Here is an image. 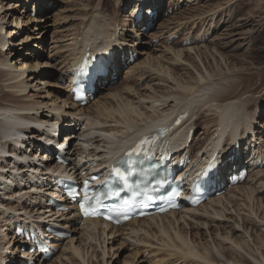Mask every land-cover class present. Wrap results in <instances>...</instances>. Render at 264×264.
Returning <instances> with one entry per match:
<instances>
[{
  "label": "bare ground",
  "instance_id": "obj_1",
  "mask_svg": "<svg viewBox=\"0 0 264 264\" xmlns=\"http://www.w3.org/2000/svg\"><path fill=\"white\" fill-rule=\"evenodd\" d=\"M14 1L15 0H0V96L3 97V102L0 103V138L2 134H11L14 127L19 124L20 132L24 134L25 137H37V140H41L43 137H47V135L51 134L50 139L58 141V138L53 135H58L61 125L65 121L63 108L71 103L73 104L72 107H75V110H77V105L71 102L69 94L68 100L65 98L66 101H63L61 105L56 103L59 99H55L56 101L50 104L51 101L48 102L44 100L25 101V99H23L24 96H20V93L25 92L33 85L22 79L23 75L26 73L27 62L18 65V61L9 59L4 53L5 50L16 45L14 41L10 39L12 35L15 34V31L11 29L9 31V37L6 36L7 31L4 32L6 28L4 20L7 18V15L5 11H3L4 6L8 5L9 8L12 6L14 7L16 5ZM23 1L28 2L30 0ZM82 1L84 2L81 3L80 6L84 5V7H88L91 6L92 2L95 0ZM101 1L102 0H100L97 5L95 4L94 7L92 6V11V8L82 11L80 15L83 20V32L80 35L81 40L78 39L79 41L77 42V46L75 45V48L73 46L71 50L72 53L67 57H70L67 60V64L70 60L76 58L79 53H83L84 48L87 46L102 50L111 48L113 46V37H117L118 34L121 33L118 32L120 24L118 23L119 15H117V7L120 9L123 6L128 7L134 0H103L104 2H109L108 8L103 6ZM187 1L188 3L193 2V0ZM41 4L42 3H39V5ZM111 10H113V13L110 12ZM222 10L227 13L229 11V18L227 22H225L226 19L224 21L226 27L221 33L214 28V34L220 33L218 35L222 40V43H220L222 46L213 43L214 46L211 49L209 46L205 45L203 48L205 49L204 51L207 52L197 51L200 50L198 48H189L190 50L187 51H176L171 49L170 52L173 57L168 58L166 56H161L156 60L152 58V56L150 57V53L146 52L145 60L140 59L138 62H134L135 65L126 73V75L128 74L130 76L129 79H132L135 75L134 71H136L139 64L140 66L145 65L144 67L147 69L150 68L151 70H143L140 76V80H146V84H144V86L142 85V88L138 87L139 85L134 86V84L129 83L125 87V92H122V90L113 91V93L109 94L111 95L110 99L103 101L97 100V103H94L95 109H93V111L90 105L84 108L78 107V109L80 108L78 112L72 110L67 111L66 115L71 117V122L65 121L64 123L69 127L68 130L72 132L69 134L67 133L64 137L69 141V145H71V150L73 151L72 157L82 154V160L85 158L91 161H105V159L110 157L127 142L129 136L138 131L141 132L143 127L162 118L167 119L174 113H181L185 110L190 112L187 124L191 125V127L196 125V127H198L199 119H195V116L199 113L200 109L202 110L205 107L206 111H214V114L218 116L217 119L215 118V129L212 131V134L215 135L217 133V136L210 139V141L213 142L212 146L216 145L218 139H224V143L230 145L238 140L243 141L247 134H254L255 127L253 123L255 122L253 121L256 120L258 116L256 109L260 108V104L264 103V100L261 98L262 95L259 96L260 99L256 96L258 93H264V90L260 92L264 80V70H258V65L255 67L254 59L250 58L248 50H246L248 54L244 53L242 56L244 62L248 63L246 67L238 68V66L233 63V60L237 56L236 49L242 46L245 36H253L252 34L255 30L253 22L255 20H253V17L247 22L238 25L236 24L237 22L234 23L235 16L231 13V10ZM220 12L221 9H218L217 13ZM3 13L5 15H3ZM215 13L216 12L212 15V21L215 18ZM126 16L127 18L124 20L125 26H127L131 20V18L128 17L130 15ZM259 17L260 20H264V10L260 12ZM39 20L42 22L44 19L39 18ZM214 21L217 24L220 22L217 20ZM7 23L16 24L17 22L13 20ZM22 23L19 22L17 24L21 25ZM213 25L214 23L210 24V30ZM151 33L154 34L153 31ZM236 36H240V38ZM240 39L243 40L242 43H238ZM236 43L239 45L237 46ZM138 50L141 54L145 53L140 48H138ZM191 51H196L198 54L196 60L191 56ZM11 55H13V51ZM210 58L213 62L209 60ZM220 60L227 66L226 70L219 66ZM115 63L118 64L116 60ZM170 63L175 64L170 65ZM201 63L205 64L204 68L200 66ZM67 64L62 71L66 70ZM46 65H49V62L43 65L42 63H37L36 65H32L33 67L31 68L39 70L40 67ZM213 67L218 68L213 70ZM203 70H205L206 73ZM44 75L45 78L46 76L48 79L52 78L49 71L47 73L45 72ZM255 76L258 78L260 77L259 81H254ZM2 82L3 84H1ZM1 86L9 90H5ZM198 87L202 89L197 92L196 88ZM193 95H200L201 97L198 99L195 97L189 100V97ZM244 96L246 97L244 98ZM20 97L21 99H19ZM252 102L256 103L257 107L250 106ZM197 105L200 106L197 107ZM183 106H185L184 109H182ZM253 107L256 108L254 109ZM45 108H48L50 112L48 113V111H45ZM196 108L198 110L197 113ZM125 118L131 120L140 119V124L125 123ZM75 121L77 124L73 125ZM111 122L115 124L109 125ZM29 123L33 125H29ZM79 123L83 124V126L78 127L80 125ZM228 129H230V131L224 135ZM205 131H210V128L207 127ZM201 141H205V139H201ZM254 141L255 140L252 138L249 140V143L252 145ZM62 143L60 142V144ZM91 144L95 147H92ZM3 145H6V143L4 144V142L0 140V147ZM260 147L262 148L264 156V147ZM200 148L199 151L202 150V146ZM191 150L192 147L190 148V151ZM12 152L18 153V150L12 148ZM3 154L4 153L0 149V190L3 191L4 189L2 193L3 196L0 197V243L2 247L5 248L7 247L5 245L8 243L18 242L9 234L11 229L8 230V227H6L8 223H11L10 218L14 216L16 211H19V215L14 216L17 217V219L24 220L23 213H26L31 214L30 217L37 223L43 220V214H45V211L42 210L41 214L35 211V214L32 215L36 206L40 207L37 208L38 211L42 208L41 201L38 200H42V196H33L32 194H39L38 191L30 189V186L28 187L30 183L28 180V175L31 173L30 171L40 170V175L37 178H44L47 180L49 178L47 170L49 168L58 167V164L56 162L51 163L49 161L51 158L47 159V161H43V158L40 157L37 152L35 154L32 153L31 156H33L34 159L40 157L39 162H33L28 167L26 161L13 160V162L12 160H8ZM40 155L42 154L40 153ZM23 158L25 159V156H23ZM41 166L42 168H40ZM8 169L15 171L17 175L14 176L12 173L13 171L10 174L2 173ZM73 173H76L75 169ZM254 182L255 184H253ZM20 183H22L24 187H20L22 185ZM246 183L249 184V186L245 187V189L241 186L233 188L234 190H243L242 192L245 193L246 199L250 201L249 203H247V200L245 202L243 201V203H245L242 205L243 208L241 207L238 211L233 210V212L239 216L240 212L247 211V214L241 217L242 223L239 220V222L235 221L232 224H225L226 222L220 221L226 219L227 222H229L234 214L229 212L232 210L228 206L232 203H238L237 197H234V195H230L229 198L225 195L197 209H190L178 213L174 212L161 217H150L137 220L132 222L130 224L131 226L128 227H110L109 225L100 224L99 220L85 221L83 222L84 226L87 225V228H91L92 230L98 229L100 231L99 238L93 237L92 234L90 235L91 238H95L98 241V247L103 245V258L99 262H94V260L90 262L85 259L84 254L86 248L80 249L77 246L74 248L75 252L81 257L83 264H104L106 254L108 253L106 251V237H104L107 230L110 231L108 234L111 236L121 235L125 230H129L128 237L138 233L152 236L153 232L166 236L159 238L162 245H164L165 248L167 247V250L170 249L169 255H173V258L176 256L180 259H184L185 264H264V216H261L262 214L264 215V200L262 197L255 196L256 194H261L259 188L262 186L264 187V168L251 175L248 180H246ZM16 185V189H13ZM233 189L226 194L229 195L232 193ZM31 199H34V201H31ZM44 199L45 197L43 196V200ZM32 203H35L36 206L32 207ZM208 207H212V210H209ZM232 207L234 208V205ZM244 207L248 209L246 210ZM227 210L229 213H226ZM259 210H262L261 214H258ZM187 215L193 217V221L188 222V220H185L184 218ZM73 216L74 212L59 215L58 217L55 216L54 219L58 222H62L66 226H71L74 222ZM182 219L185 221V223H183L184 226L186 225L187 227L189 225L191 230L206 228L207 232L205 237L207 236L211 239H202V234L199 235L198 230L196 234L190 235L191 238H189V229L185 231L182 226L175 227L176 224L181 223ZM216 221L219 222L218 226L212 224ZM148 222H153L155 225H150ZM147 223L149 224L148 227L145 226ZM210 229H212V231H210ZM238 232L241 233L236 235ZM3 234H5V236L7 235V238L10 239H5ZM10 248L13 252L16 250V248L14 249L11 246ZM92 249L94 254L96 250L94 248ZM164 258H166V256ZM7 259H5V261H7ZM11 259L8 263L12 261ZM156 263L159 264V262ZM125 264H128V262H125Z\"/></svg>",
  "mask_w": 264,
  "mask_h": 264
},
{
  "label": "rangeland",
  "instance_id": "obj_2",
  "mask_svg": "<svg viewBox=\"0 0 264 264\" xmlns=\"http://www.w3.org/2000/svg\"><path fill=\"white\" fill-rule=\"evenodd\" d=\"M37 1H39V3H42V4L38 6L39 7V13L37 16H39V17L36 16L34 18L33 16L30 15L31 9H30V11L28 9H29V6L33 4L32 2H34L36 4ZM37 1L30 0L28 2H24L23 0L22 1L21 0H15L14 3L16 5L14 7L12 6L9 8L8 5L4 6L3 11H5V14L7 15V18L4 20L5 27H6L4 29V32L7 31L6 36L9 37V31L11 29L14 30L15 34H13L10 39L13 40L14 43L16 44L15 46H11L8 50H5L4 53L6 54V57H8L9 59L14 60V61H18V63H17L18 65L19 64L22 65L23 62L24 63L27 62L26 73L23 75L22 79L26 80L28 83H30L33 86L29 87L25 92L20 93L21 94L20 96H24L23 99H25V101H28V100H44V101H48V102L51 101L50 102V104H51L52 102L56 101L55 99H59L58 101H56V103L58 105H61V104H63V101H66V99L68 100V94H67L68 89L66 90V87L63 84H60V81L57 80V77H58V75H60L59 79L61 78L62 73L60 74V72H62V69L65 68V65L68 62L67 60L70 58V57L69 58H67V57L72 53L71 50L73 49V46L75 48L77 46V42L79 40H81L80 35L83 32V29H82L83 28V25H82L83 20H82V17L80 15L82 14V11L84 9L89 10L90 8H92V6L94 7L95 4L97 5L100 0H95L94 2H92L91 6H88V7H84V5L80 6V4L84 2L82 0H80L81 2L78 0H37ZM168 1L169 0H166V3H168ZM176 1L177 0H175V2ZM183 1H186V0H178V2H183ZM86 3H87V1H86ZM101 4L103 6H106L107 8L109 7L108 1L104 2L102 0ZM117 6H119V5H117ZM131 6H132V4L130 6H128L127 8H130ZM117 8H118L117 9V15H119L118 23L120 24V26L118 27V32H121L120 34H118V36L122 35V38H124L125 40L131 39L133 37L129 31L130 29L128 28V24H127V26H125V24H124V20L127 18L126 15L129 14V9H126L123 11L122 8L121 9L119 7H117ZM218 9H221L220 13H217ZM222 9L231 10V13L235 16L234 23L237 22L236 24H238V25L243 24V23L247 22L248 20H250L254 17L253 20H255V21L253 22V25L255 26V30H254V33L252 34L253 36H250V37H249V35H247V37L245 36V40H244V43L242 44V46L240 48L236 49L237 50L236 51L237 56H236V58H234L233 63H235V65H237L238 68L246 67L248 63L244 62V60H243L244 58L242 56L244 53H246V54L250 53V58L254 59L253 61L255 62V67L258 65L259 66L258 70H264V20H260V17H259L260 12L262 10H264V0H193V2L190 5H188V6L185 5V7L180 9L179 12L178 11H177V13L174 12L170 18L162 19L159 22V24L157 25V27H155V32L158 30H161L159 32H162L165 29H167L168 31H174L180 27L186 28L187 25L188 26L195 25V27L198 29H203V28L205 29L206 28L205 31H207V32H212V31H214V28H216L221 33L226 27L225 23H224L225 19H226L225 22H227V20L229 18V11L227 13V12L223 11ZM92 10H93V8L91 9V11ZM121 10H122V12H121ZM110 12L113 13V10H111ZM214 12H216L214 15V17H215L214 20L216 19L217 21H220V22L218 24L214 23V25L211 26V30H210L211 22L212 23L215 22L214 20L212 21V18H213L212 15ZM5 14L3 13V15H5ZM39 18H43L44 20L42 22H40ZM241 19H243V20H241ZM13 20H16L17 23H19V22H21V23L23 22V23L21 25H18L17 23H16L17 25L14 23H7V22H12ZM223 23H224V25H223ZM155 32H154V34H155ZM219 32L217 34L213 33L214 36L213 37L211 36L210 40L205 42V44H199L198 46H194V47L193 46H187L186 49H181L180 46H178V43H177L178 47L175 46V42L173 45H171V46L169 45V47H168V45H165V44H159V45L150 44V46H149L148 41H150V38H149V36H147L145 38L147 41L142 42L141 43L142 46H139V48L145 52V53H142L141 60H145L146 54H147L146 52L150 53V57L152 56V58H154L155 60L161 56H166L168 58L173 57L171 55V52H170L171 49L176 50V51L177 50L187 51V50H190L189 48H198L200 50H197V51L207 52V51H204L205 49L203 48L205 45L209 46L211 49L214 46V44L222 46L220 44V43H222V40L220 39V37L218 35V34H220ZM154 34L151 33V35H154ZM236 37L240 38V36H236ZM242 42H243V40H241V39L238 41V43H242ZM238 43H236L237 46L239 45ZM79 45H81V44H79ZM247 48H249V49H247ZM246 50H248V53ZM12 51H13V55H11ZM191 56L194 57L196 60V57H198V54L196 53V51H191ZM209 60L212 61L211 58ZM47 62H49V65L40 67L39 70H35L34 68H31V67H33L32 65H36L37 63H42V65H43V64H47ZM198 62H200V61H198ZM171 64H175V63H170V65ZM179 64H180V62H179ZM134 65H135V63H134ZM144 66L145 65L140 66V64H139L136 71H134L136 73L135 75L138 79L135 77V75L132 77V79H129L130 76L127 74L126 77H127V79H129L128 82L122 81L121 83L118 84V86H115L113 89L108 91L107 94L100 95L97 98V100L103 101V100L110 99L111 95H109V94L113 93V91L122 90V92H125V87L129 83L134 84V86L139 85L138 87L142 88V85L144 86V84H146V80L145 79L140 80V76H141L143 70H151L150 68L147 69ZM200 66H202L204 68L205 64L201 63ZM219 66L224 68L225 70L227 69V66L223 63L222 60H220ZM217 68L218 67H213L212 69L216 70ZM48 71L52 75L51 79H48L47 76L45 78L44 74H45V72L47 73ZM203 71L206 73L205 70H203ZM127 72L128 71H126V73ZM263 73H264V71H263ZM29 78H31V79H29ZM259 78L257 76H255L254 81H256V80L259 81ZM1 84H3V82ZM1 87L3 89H5L4 86H1ZM261 88H260V92L262 90H264V80L262 82ZM201 89H202L201 87L196 88L197 92H198V90H201ZM5 90H9V89L6 88ZM258 94L256 95L257 98L260 95H262L261 98H262V100H264V93H262V94L258 93ZM195 97L198 99L201 96L200 95H193V96L189 97V100L190 99L192 100ZM245 97L246 96H244V98ZM19 99H21V97ZM258 99H260V97ZM97 100H95L90 105V107H92L91 108L92 111H93V109H95V104L97 103ZM1 102H3V97L0 96V103ZM68 102H70V101H68ZM68 102H67V104H68ZM72 105L73 104L69 103L68 105H66L63 108L64 109V112H63L64 115L63 116H65V119H64L65 121L71 122V117L66 115L67 111L72 110V111L78 112L80 110V108L78 109V106H77V110H75V107H72ZM185 106H183L182 109H184ZM199 106L200 105H197V107H199ZM250 106H256L257 107V104L252 102L250 104ZM256 107H253V108L255 109ZM44 110L48 111V108H45ZM196 110H197V108H196ZM49 112L50 111H48V113ZM197 112H198V110L196 111V113ZM256 112L258 113V116L256 117L257 119L253 121V122H255V123H253V125L255 127L254 133H256V136L260 137V140H262V137H264V103L260 104V108H257ZM213 114H214V111H208V110L206 111V107H205L202 110L200 109L199 113L197 114L198 116L197 115L195 116L196 117L195 119H199L198 127H196L197 125L194 126L195 131H196V133H195L196 138L194 137L195 138L194 143L196 144V142H197L196 147H200L202 145L204 146L206 142H208L210 139H212L216 135V134L215 135L212 134V131H214V128H215L214 124L216 123L215 120L217 119L218 116H216L215 114L213 115ZM195 119H194V121H195ZM124 121H125V123L140 124V119L131 120L129 118H125ZM207 121H208V123H207ZM64 122L61 125V129L59 130V131H63L61 133L62 137L65 136L68 132H72L71 130H68L69 127L66 126V124ZM114 124H115L114 122L109 123V125H114ZM205 124H211V125H205ZM64 127L67 129H64ZM207 127L210 128V131H208V132L205 131V129ZM201 139H205L206 142L201 141ZM80 141H83V140H80ZM263 141H264V139H263ZM260 142H258V144H260ZM202 143H204V144H202ZM91 146L95 147V146H93V144H91ZM207 146L208 145L206 144V147ZM260 146L264 147V144L263 145L261 144ZM116 149H118V148H116ZM102 150H104V149H102ZM105 150H106V148H105ZM13 175L16 176L17 173L14 171ZM246 180H248V179H246ZM253 184H255V182ZM244 185H246V186H244ZM240 186L243 187V189H245V187H248L249 184H247L245 181V184L240 185ZM237 187H239V186H237ZM259 189L261 190V194H256L255 196L262 197V199L264 200V198H263L264 197V187L262 186ZM233 191L229 195L228 194H225V195L228 198L230 195H234V197H237L238 203L237 204L236 203L229 204L230 206H228V207L232 210L229 212L233 213L234 215L232 216L230 213L232 218L230 219L229 222H227L226 219L220 220V221H223L224 223L226 222L225 224H228V223L232 224L238 220L241 222L242 221L241 217L245 216L247 214V211H243V212H240V216H239L235 212H233V210L238 211L239 209H241L242 205L245 204V203H243V201L245 202L247 200L246 196L244 195L245 193L242 192L243 190L240 191V189H237V190L233 189ZM3 192H4V189H3V191L0 190V193H1L0 197L3 196V194H2ZM249 202L250 201L247 200V203H249ZM41 204H43V203H41ZM233 205H234V208L232 207ZM37 208L32 213H35V211H36L37 213L41 214L42 210H44V209H41L38 211ZM208 209L212 210V207H208ZM245 209L247 210L248 208H245ZM261 211L262 210H259L258 214H261ZM229 212H228V210L226 211V213H229ZM201 213H202V211H201ZM201 213H199V214H201ZM261 216H264V215L262 214ZM184 219L188 220V222L193 221V217H191L190 215H187ZM184 219L181 220V223L176 224L175 227L182 226V228L184 227L185 231L187 229H189V238H191L190 235L196 234L197 230H198V234L199 235L202 234L201 235L202 239H204V240H206V239L210 240L211 239L210 237H207V236L205 237V234L207 232L206 228L205 229L202 228L201 230H199V229L191 230L189 225L187 227H186V225L184 226V224H183V223H185ZM231 220H232V222H231ZM148 223L150 225H155L153 222H148ZM148 223L145 225L146 227L149 226ZM8 224H10V223H8ZM212 224L218 226L219 222L216 221V222H213ZM6 227H7V225H6ZM199 231H201V232H199ZM210 231H212V229H210ZM99 232L100 231L98 229L92 230L91 228H87V225L78 229L77 232H75V236L73 238H71V240H69L66 244H64V246L62 247V251L58 254L57 258H55V260H53L54 262H52L50 264H78V263L83 264L81 257L75 252L74 248H76L77 246L80 249L86 248L85 254H84L86 261L89 260L91 262L92 260H94V262H99L103 258L102 257L103 256V253H102L103 245L99 246L100 247L99 248L98 243H97L98 241L95 238H91V235H90V234H92L93 237L99 238ZM109 232L110 231L107 230V233L104 236V237H106V251L108 252L106 254L104 264H125V262H128V264H157L156 262H159V264H161V263L162 264H181V263L185 264L184 259H182V258L180 259L176 256H175V258H173L174 257L173 255H169L170 249L167 250L168 248L167 247L165 248V246L162 245L161 241L159 240V238L166 237V236H163L160 233L155 234V232H153L152 236L151 235L149 236V235L144 234V233H138V234L131 235V237H128L129 236L128 235L129 230H125L123 232V234H121V235H112V236L110 234H108ZM240 233L241 232H238L236 235H239ZM101 239H102V236H101ZM148 243L150 244V246L148 245ZM140 244L144 245V248H142L143 252L147 249L149 250L150 257H146L147 254L141 253L139 251V248H137V247ZM5 246H7V247H5V249L10 248V246L7 244ZM148 246L155 248L156 250L149 249ZM92 248H94L96 250V252H94V254H93ZM88 250H89V252H88ZM165 256H166V258H164ZM7 258H10V257H7ZM7 258H5V259H7ZM149 258L152 260V263L149 260ZM156 259H157V261H156ZM162 260H163V262H162ZM8 261H9V259L7 260V262Z\"/></svg>",
  "mask_w": 264,
  "mask_h": 264
},
{
  "label": "snow or ice",
  "instance_id": "obj_3",
  "mask_svg": "<svg viewBox=\"0 0 264 264\" xmlns=\"http://www.w3.org/2000/svg\"><path fill=\"white\" fill-rule=\"evenodd\" d=\"M97 71L98 72H103L104 71V68L102 66L101 67H98L97 68ZM141 143H147V141L146 140L145 141H141ZM115 171H116V174L117 175H122V173L120 172L119 169H116ZM127 204H128V201H125V205H127ZM81 207L83 208V205H81ZM114 210H120V209H114ZM85 214H89V212H88L87 209H85Z\"/></svg>",
  "mask_w": 264,
  "mask_h": 264
}]
</instances>
